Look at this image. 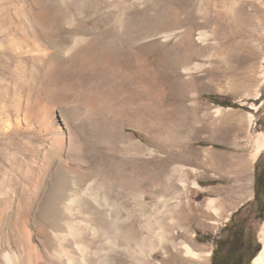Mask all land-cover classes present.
<instances>
[{
  "label": "rangeland",
  "instance_id": "rangeland-1",
  "mask_svg": "<svg viewBox=\"0 0 264 264\" xmlns=\"http://www.w3.org/2000/svg\"><path fill=\"white\" fill-rule=\"evenodd\" d=\"M31 32L35 39H23ZM0 66L8 113L54 106L75 144L69 166L107 183L118 264L129 251L126 228L146 241L137 264H212L229 223L247 225L262 247L254 183L264 148L252 156L264 142V0H0ZM39 150L29 157L37 175L52 160ZM26 192L17 185L0 195V263L4 242L21 249Z\"/></svg>",
  "mask_w": 264,
  "mask_h": 264
},
{
  "label": "bare ground",
  "instance_id": "bare-ground-1",
  "mask_svg": "<svg viewBox=\"0 0 264 264\" xmlns=\"http://www.w3.org/2000/svg\"><path fill=\"white\" fill-rule=\"evenodd\" d=\"M33 20L32 24L36 25L37 20ZM34 33L25 34L23 39L26 40L28 36L35 39L37 35ZM191 33H193L191 30H186L180 35L186 45L193 43L194 37ZM78 42L76 39L73 43L76 45ZM70 49L67 48L66 51ZM173 67L170 66V71H174ZM190 69L184 67L181 71L187 74L192 72ZM1 74L0 68V82L3 81ZM173 90L172 85L171 91ZM175 100L183 102L184 96L179 94ZM53 107L51 104L39 107L34 114L26 112L27 110H21L22 112L18 110L12 116L0 95V195L5 194L3 190L8 192L17 185L25 192H31V198L27 203L29 215L19 223L18 241L20 240L21 249L12 250L9 240L3 241L7 252L1 254L0 264H118V213L114 204L110 202L111 197L110 201L107 199L106 182L102 179L98 181L99 179L94 177L87 180L83 173L80 174L69 166L70 152L75 144L73 145L72 135L69 134L71 138H64L62 131L65 124L61 120L62 116L60 117ZM220 111H222L220 108L215 109L216 113ZM30 135L40 138L42 140L40 145L34 147L28 139L21 145L15 143V139L12 138L18 136L29 138ZM76 146L78 148V144ZM262 148L264 142L258 143L257 150L252 156L253 160ZM39 149L49 154L52 160L47 168L42 167L43 172L37 175L35 167L38 166L36 160L41 155ZM29 157L36 160H32L30 164ZM81 161L77 165L82 166ZM238 162L242 167L247 164L244 160ZM23 166H26L25 173L22 171ZM149 178L147 176L145 180H151ZM193 187H198V183H193ZM43 209L46 216L41 220L40 217L37 218L36 212ZM125 230L129 237L124 244L130 252L127 251L124 261L126 264H137L138 257L135 253L146 241L144 236H141V240H136L138 234L135 230L131 228ZM261 242L262 249L252 264H264V226ZM106 246L109 247L105 248ZM180 247L187 257L197 255L185 243H180Z\"/></svg>",
  "mask_w": 264,
  "mask_h": 264
},
{
  "label": "flooded vegetation",
  "instance_id": "flooded-vegetation-1",
  "mask_svg": "<svg viewBox=\"0 0 264 264\" xmlns=\"http://www.w3.org/2000/svg\"><path fill=\"white\" fill-rule=\"evenodd\" d=\"M223 228H226L224 239H229L216 244L212 253L213 264H251V258L259 248L256 234L241 223H229Z\"/></svg>",
  "mask_w": 264,
  "mask_h": 264
},
{
  "label": "trees",
  "instance_id": "trees-1",
  "mask_svg": "<svg viewBox=\"0 0 264 264\" xmlns=\"http://www.w3.org/2000/svg\"><path fill=\"white\" fill-rule=\"evenodd\" d=\"M254 201L256 203V210L259 214H264V173L256 172L254 183ZM228 237L224 241H228ZM255 257L252 256L251 260ZM214 256L212 257L213 264Z\"/></svg>",
  "mask_w": 264,
  "mask_h": 264
},
{
  "label": "water",
  "instance_id": "water-1",
  "mask_svg": "<svg viewBox=\"0 0 264 264\" xmlns=\"http://www.w3.org/2000/svg\"><path fill=\"white\" fill-rule=\"evenodd\" d=\"M261 249H262V247L259 249V252L261 251ZM256 256H257V255H256ZM256 256H255V257H256ZM255 257H254V258H255ZM254 258H253V260H254ZM253 260H252V261H253ZM251 264H252V262H251Z\"/></svg>",
  "mask_w": 264,
  "mask_h": 264
}]
</instances>
